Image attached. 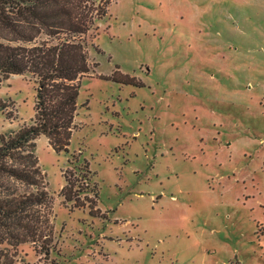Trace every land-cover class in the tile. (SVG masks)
Here are the masks:
<instances>
[{"label": "rangeland", "instance_id": "374dc122", "mask_svg": "<svg viewBox=\"0 0 264 264\" xmlns=\"http://www.w3.org/2000/svg\"><path fill=\"white\" fill-rule=\"evenodd\" d=\"M85 41L67 152L35 139L50 235L0 264H264V0H111ZM34 96L0 80V133Z\"/></svg>", "mask_w": 264, "mask_h": 264}, {"label": "trees", "instance_id": "16d2710c", "mask_svg": "<svg viewBox=\"0 0 264 264\" xmlns=\"http://www.w3.org/2000/svg\"><path fill=\"white\" fill-rule=\"evenodd\" d=\"M110 2L0 0V80L29 74L35 82L31 122L0 133V243L36 241L40 227L50 235L52 198L35 139L43 135L54 151L67 152L81 79L91 67L85 38ZM8 106L0 98V112ZM64 179L61 192L75 201L74 183Z\"/></svg>", "mask_w": 264, "mask_h": 264}]
</instances>
